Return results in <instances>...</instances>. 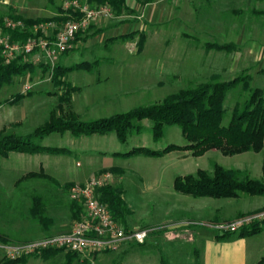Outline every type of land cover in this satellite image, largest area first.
Masks as SVG:
<instances>
[{"label": "rangeland", "instance_id": "obj_1", "mask_svg": "<svg viewBox=\"0 0 264 264\" xmlns=\"http://www.w3.org/2000/svg\"><path fill=\"white\" fill-rule=\"evenodd\" d=\"M53 1L56 7H61L64 2ZM88 5L97 7L95 3ZM126 5L129 10L121 15L113 12L110 18L92 20L88 28L92 30L130 22L127 25L71 45L61 54L48 56L37 52L27 57L32 63L50 67L56 63L69 67L84 61L100 62L90 74L73 72L65 77L66 81L79 89L78 93L72 94L71 103L79 120L106 118L139 106L160 103L166 96L204 83L215 74L222 81L247 75L251 78L249 88L264 91V0H154L144 6L136 0H126ZM12 13L32 19L57 15V12L47 10L44 0H0V17L11 20L9 16ZM61 25L53 22L46 26V37H52L53 31ZM134 31L145 35L141 50L137 47L138 35L128 41H109L111 37ZM5 35L0 31L1 38ZM213 43L232 44L235 48L230 52L206 48V44ZM15 84L17 88L18 84L21 85L23 92L36 93V96L20 106L0 105V132L3 136L27 135L57 111L56 96L61 92L53 88L49 73L43 75L37 68L34 75L27 74L15 79ZM46 92L54 94L50 96ZM13 94L15 85L3 87L0 90V103ZM247 96L245 86L229 92L224 104L226 123L234 105ZM142 124L143 133L128 137L125 143H119L114 134L106 138L92 136L81 139L73 138L70 134H53L45 138L41 145L65 148L71 151L70 154L31 156L33 158L28 161L21 156L0 157V235L10 240L9 243L23 244L65 232L71 227V201L66 190L57 188L49 181L24 180L19 183L24 174L37 170L39 164L47 170L51 179L58 182L62 176L74 170L85 171L89 175L106 161L114 162L123 169L122 174L110 170L102 173L110 175L109 186L123 190L121 198L127 214L124 221L117 220L127 229L147 228L154 229V233H163L167 231L166 224L150 227L147 224L171 218L176 220L184 214L183 218L190 220L189 227L207 229L220 235L215 228L218 225L264 209L221 222L238 211L259 206L264 202V197L241 195L236 200H213L184 196L172 188L176 177L194 174L197 170L211 173L215 164L225 169L240 170L248 178L261 180L259 174L264 151L224 156L217 150H210L197 158L192 157L190 152H172L163 158H112L108 155L113 151L125 153L136 147L160 151L170 144H186L177 126L165 127L163 138L156 143L152 140L151 124L147 121ZM33 194L41 195L45 203V214L51 219L48 230L43 229L31 215ZM170 210L169 217H166ZM184 210L187 212L183 213ZM213 215L215 219L206 220ZM164 237L158 244H127L116 251L88 256L77 254L73 264H189V245L181 247L178 243L170 244ZM170 246L180 250L177 256L175 252H168ZM66 253L47 255L45 258L33 257L35 254H32L25 257V263L18 264H63ZM4 262V259H0V264Z\"/></svg>", "mask_w": 264, "mask_h": 264}, {"label": "trees", "instance_id": "obj_2", "mask_svg": "<svg viewBox=\"0 0 264 264\" xmlns=\"http://www.w3.org/2000/svg\"><path fill=\"white\" fill-rule=\"evenodd\" d=\"M48 6H53V0H44ZM87 4L108 5L116 15H121L123 11L129 10L126 0H85ZM144 6L153 0H136ZM57 15L52 18H23L18 14H11L9 19L13 22H20L21 27L15 29L7 28L5 19L0 17V31L6 34L10 43H25L29 38L43 36L38 30L33 31L34 26L45 23L56 22L65 23L73 20L78 14L71 11L64 12L62 7H58ZM104 32V29L91 31H78L75 34L72 45L85 42ZM139 36L137 47L142 49L145 42L143 32H131L116 38L109 39L110 42L117 40H132ZM207 49L215 51H232L235 46L232 44H206ZM100 65L99 61L80 62L69 67H64L56 63L52 67L44 64H34L27 59L25 53L16 56L10 63L6 64L1 56L0 46V89L10 86L15 77H23L27 74L34 75L37 68L42 74L49 73L50 80L54 88L60 90L58 95L57 111L52 112L47 122L34 129L30 134L19 136L15 134L3 136L0 132V157L6 158L9 153L26 154H49L67 155L70 152L65 148L42 146V140L50 135L70 134L72 137H89L93 135L104 136L114 134L119 143H125L130 136H139L143 133L144 125L147 121L151 124L150 132L152 140L158 143L164 136V128L177 126L186 144H170L160 151H155L146 147H136L125 153H114L118 158H130L143 156L146 158H162L172 152H190L192 157H201L210 150H217L224 156H235L247 152L255 154L264 151V91L258 88H249L251 78L247 75H239L229 81H222L219 75H212L206 82L196 86L184 88L166 96L160 103L148 106H139L125 113L114 114L107 118L90 121H81L78 115L71 109L72 93L76 91L65 77L72 72L92 73ZM239 86H245L248 96L240 103H236L231 111L228 122H225L226 109L224 107L226 98L232 90ZM53 95L54 93H47ZM32 92L14 95L3 104L14 105ZM110 172L117 173L116 169ZM261 180L248 178L240 170L225 169L217 164L213 165L211 173L204 170H197L194 174L178 176L173 181V190L179 194L191 196L193 198L211 199H235L241 195L251 197H264V154H262ZM42 179L49 181L57 188L68 191L70 185L61 186L57 181L44 175L43 173H29L20 181ZM121 187H111L109 185L101 188L98 192L99 201L105 204L112 216L117 220L124 221L127 214L125 204L121 198ZM31 215L43 227L48 230L51 219L45 214V203L41 195L33 194L31 197ZM71 217L78 219L81 207L75 203L70 204ZM264 229V222L254 223L251 226L242 228L236 233H224L217 236L219 240L232 237L246 238L260 233ZM0 242L9 243L6 237L0 235ZM64 252L62 249L44 250L33 257H43L47 255ZM77 254L67 252L63 264H73ZM25 257L16 260H5V264L25 263ZM165 264V263H162ZM256 264H264V256Z\"/></svg>", "mask_w": 264, "mask_h": 264}, {"label": "built area", "instance_id": "obj_3", "mask_svg": "<svg viewBox=\"0 0 264 264\" xmlns=\"http://www.w3.org/2000/svg\"><path fill=\"white\" fill-rule=\"evenodd\" d=\"M63 1L61 7L64 12L71 11L72 14L78 15L56 28L52 37H46L44 28L53 22L34 26V33L40 30L43 36L29 38L23 44L10 43L7 35L0 37L1 56L6 64L21 53H25L27 57L37 52L48 56L61 54L71 47L75 34L87 29L92 20L107 19L113 14L108 5L90 7L85 0ZM5 25L10 29L22 26L20 22L12 20H5ZM109 179L108 173H100L84 183L71 185L67 191L68 197L71 202L81 207L78 219L73 220L71 227L65 232L46 235L23 244L0 242V259L16 260L51 249H62L65 252L88 256L116 251L127 244H145L155 232L154 229H127L112 216L108 207L99 201L98 192L108 185ZM261 222H264V209L215 228L221 234L236 233L242 228Z\"/></svg>", "mask_w": 264, "mask_h": 264}, {"label": "crops", "instance_id": "obj_4", "mask_svg": "<svg viewBox=\"0 0 264 264\" xmlns=\"http://www.w3.org/2000/svg\"><path fill=\"white\" fill-rule=\"evenodd\" d=\"M28 1H30V0H28ZM46 8L49 12H57L56 9L58 7H56L55 3L51 7L48 6L46 3ZM23 18H25V17H23ZM30 19H32V18H30ZM127 23H130V22L127 21V22H121L120 24L119 23L111 24V25H108L107 27L92 29L91 31L104 29V32L101 33L100 35H98V36H101L105 33H108L109 31H112L116 28L121 27L122 25H125V24L127 25ZM126 34H128V33H126ZM122 35H125V34H120L116 37H119ZM98 36H95L93 38H96ZM116 37H111L110 39L116 38ZM93 38H91V39H93ZM23 77H15L14 78L13 83L10 86L15 85V94L10 96V98L3 100L0 103V105L9 106V107H16V106H20L21 104L26 102L28 99H31L32 97L36 96V93H32V95L22 98L21 100H19L14 105L3 104L4 101L11 99L14 95L25 94V92H23L21 89V85L18 84V88H17V84H15V79L18 80V78H23ZM64 80L66 81V79H64ZM66 82H68V81H66ZM68 83H70V82H68ZM71 86L73 87L72 84H71ZM4 87H6V86H4ZM75 89H76L75 92L78 93L79 89H77V88H75ZM47 93L48 92H46V94ZM56 97L58 100V95ZM71 103H72V97H71ZM71 109H72V104H71ZM48 119H49V117H48ZM47 120L45 122H47ZM44 123H42L41 125H43ZM13 125H18V123H14ZM108 135H111V134H108ZM108 135H104V136L93 135V136H98V138H106ZM89 137H92V136H89ZM89 137L81 136L78 138L81 139V138H89ZM73 138H75V137H73ZM115 139H116V136H115ZM42 142H43V140L41 141V143ZM69 152L71 153V151H69ZM114 153H118V152H114V151L109 152L108 155L111 156L112 158H118L116 156H113ZM38 155H49V154H26V153L11 152V153H9V155L7 157L21 156V157H24V159L26 161H28L31 158H33L31 156H38ZM108 155H106V156H108ZM50 156H64V155H50ZM106 156H104V157H106ZM6 158H3V159H6ZM78 165H76V167ZM110 169H116L119 173H121V174L123 173V169L116 166L114 164V162H110V161L107 162L106 161L104 165H100V166L95 167L92 170V172L90 173L91 176H90V174L89 175L85 174V171L74 170L71 174L62 176L61 180H58V183L61 186L70 185L73 183H84L90 177H92L96 174L102 173L104 171H107V170L109 171ZM40 172L43 173L44 175L48 176V177H51L47 174V170H45V168L42 166V164H39V167L37 170L28 171V173L24 174L22 176V178L29 173H37L38 174ZM259 176L262 177V173H261V175L259 174ZM22 178H20V179H22ZM36 180L42 181V179H36ZM172 188H173V184H172ZM184 196H186V195H184ZM242 196H244V195H242ZM239 198L240 197L235 198V199H230V200H236ZM213 200H215V199H213ZM217 200H220V199H217ZM262 208H264V202H262L259 206L253 207L252 209H248L246 211H238V212L234 213L232 216H230L228 218H224L223 220H221V222L230 221V220L238 217L239 215H241L243 213L259 210ZM186 212L187 211H185V210L183 211V213H186ZM170 213H171V210L168 213H166V217H169ZM183 215L184 214H182V216L176 220H172V218H171V219H167V220H162L161 222L157 221V222H153V223L151 222V223L147 224V225H149L147 227H150V226L156 225V224H160V225L166 224L167 226L165 228H167V231L166 232L164 231L163 233H161V232L153 233L145 244L150 243V242H156V244H158L159 242H161L162 238L165 236L164 238L169 240L168 243H170V244L178 243L181 245V247L183 245H189V247H188L189 251H190V254L188 255L190 257L189 258V264H256L261 259V257L264 256V229H262V231L260 233L253 235V236H250V237H246V238L232 237L229 239L219 240L216 238L217 236H219L218 233H214L213 231H210L207 229L189 227V221L190 220L184 219ZM215 218H216V216L213 215V216L206 218V220L215 219ZM168 252H171V253L175 252V254L177 256L179 254L180 250L177 248H173V246H170V249Z\"/></svg>", "mask_w": 264, "mask_h": 264}]
</instances>
